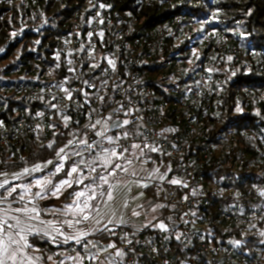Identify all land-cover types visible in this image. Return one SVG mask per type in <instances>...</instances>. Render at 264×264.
<instances>
[{"label": "trees", "instance_id": "obj_1", "mask_svg": "<svg viewBox=\"0 0 264 264\" xmlns=\"http://www.w3.org/2000/svg\"><path fill=\"white\" fill-rule=\"evenodd\" d=\"M103 2L112 29L119 36L122 58L131 39L163 28L164 42L143 68L142 80L150 89L151 106L197 89L212 93L203 136L195 147L218 149L220 141L229 132L234 134L235 142L227 157L221 160L222 168H217L219 157L212 161V167L201 164L199 179L203 184L215 181L235 188L241 199L231 201L214 197L212 206L202 211L209 216L217 241L225 243L243 237L246 247L257 252L264 247V223L258 224L256 232H249L244 224L226 229L219 219V210L225 206L247 214L264 198L261 194L264 193V0ZM83 4L84 0H0V76L11 75L13 68L28 57L42 54L48 57L53 53L55 35L70 30L66 22L70 14L79 10L80 24L87 19L89 6L79 9ZM176 17L178 22L172 26ZM201 39L205 40L203 45ZM0 101L5 107L3 114L10 118L15 116L18 106L32 109L39 105L13 94L0 95ZM87 124L85 118L72 116L65 127L64 119H60L48 132L19 141L12 145V149H3L0 152V172L49 160L58 163L56 152L69 140L85 139ZM120 130L131 131L132 126ZM117 131H109L107 135H114ZM241 153L245 154L246 165L235 174L232 169ZM144 156L149 157L148 163L168 165L161 191H175L181 196L182 187L170 183L179 170L177 160L161 156L159 151H147ZM71 166L73 163L68 159L64 171L55 175L53 182L64 179ZM53 167L54 164L50 169ZM228 176L231 180H227ZM69 190H76V186ZM146 190L152 192L150 187ZM161 211L164 213L162 223L171 227V207L163 205ZM109 228L138 231L129 225H109ZM153 228L147 226L144 229L151 231ZM166 233L174 239L171 228ZM28 239L31 245L43 248L68 250L75 247L78 252L81 250L75 241H60L54 245L56 239L44 233L30 234ZM87 239L99 244L116 242V238L107 232L93 233ZM177 261L179 263V259Z\"/></svg>", "mask_w": 264, "mask_h": 264}, {"label": "built area", "instance_id": "obj_2", "mask_svg": "<svg viewBox=\"0 0 264 264\" xmlns=\"http://www.w3.org/2000/svg\"><path fill=\"white\" fill-rule=\"evenodd\" d=\"M86 5L89 12L85 22L80 24V11H73L66 20L70 30L53 38V53L48 57L43 54L28 57L13 68L11 75L0 76V95L23 96L32 103H39L32 109L16 107L15 116L10 118L3 114L5 107L0 101V152L12 149L13 144L28 137L48 132L65 116L85 118L89 123L85 139L95 141L102 140L94 137V130L90 128L95 120L109 114H112L110 121L127 119L132 126L128 131L130 136L123 138L120 130L123 128H115L119 131L111 136L120 135V145L146 143L148 150L155 147L161 156L176 159L179 170L175 180L180 181L177 185L183 192L178 196L175 191L162 190L158 195L162 205L171 207V227H166L175 233L174 239L158 227L130 232L124 228L114 229L115 245L125 253V264H264V247L251 252L243 237L225 243L217 241L209 216L202 211L212 206L214 197L241 199L235 188L215 181L203 184L199 179L201 164L212 167V161L219 157L217 168H222L221 160L227 157L235 142L234 134L229 132L218 149L195 147L203 136L212 93L197 89L151 106L150 89L142 80L143 68L163 44V28L131 39L122 58L119 36L112 29L103 0H84L79 9ZM177 22L178 17L171 25ZM109 60L114 62V67ZM65 89L71 92L70 100ZM101 96L103 102L99 99ZM103 146L112 147L106 140ZM74 151H82L83 158L90 159L83 145H75L68 154ZM80 159L69 160L73 163ZM245 165V154L241 153L232 170L238 174ZM219 219L226 229L244 224L249 232H256L258 224L264 223V198L247 214L224 206L219 210ZM163 220L164 213L160 211L158 221ZM71 251L78 252L75 247Z\"/></svg>", "mask_w": 264, "mask_h": 264}, {"label": "snow or ice", "instance_id": "obj_3", "mask_svg": "<svg viewBox=\"0 0 264 264\" xmlns=\"http://www.w3.org/2000/svg\"><path fill=\"white\" fill-rule=\"evenodd\" d=\"M91 35V34H89ZM101 36L103 33L100 34ZM71 62V61H70ZM114 67L112 60L108 61ZM95 67V65H93ZM68 92L67 98H72L71 92ZM99 99L103 102L104 97ZM56 107V105H53ZM114 111H119L115 109ZM128 115L127 112L124 113ZM69 117H64L65 127L68 125ZM112 120V114L107 117L95 120L90 125V128L94 130V135L101 137V141H95L90 139L69 140L67 143L60 147L56 152L59 158V163H55L52 160L47 161L44 165L37 164L33 168H25L22 173L14 174L12 179L19 180L21 176L31 175L35 172L43 171L48 165L54 164V172L52 176L58 175L64 171L65 162L72 157H81L79 161H74L73 166L65 173V179L53 182L48 176L37 177L34 183L29 184H12L8 178V174L0 172V264H34L38 257H32L25 254V250L32 247L28 243V236L32 233L34 225L32 221H39L44 224L45 221L40 220L41 210L33 203L31 198L25 199L32 192V187L38 189L34 194V197L40 199L44 198L46 192H50L52 195L57 196L61 193L62 189L72 188L76 186V190L69 193L72 197L71 203L65 204L56 211L62 213V215L70 216L71 219L62 221L69 229H73L71 234H66L61 231L52 221H47V225L53 232L63 237L64 243L69 241H75L77 245H80L85 255L81 256L79 252L75 256H68L67 259L73 261L74 264H83V260L86 258L93 262V264H117L114 258L105 257L101 259L102 252H108L109 249H115V243H109L106 246H99L96 242L88 240L87 237L96 232H107L115 235L113 228H109V225H126L127 220L124 219L122 209H129V193L132 188L130 185L136 187L147 188L149 185L141 183L139 180H130L129 177H136L139 175L138 166L135 161L146 163L143 159L144 148H148V144L143 146L140 143H131L130 146H124L119 144L121 139L120 135L111 136L107 135L109 131L108 121ZM131 121L125 119L122 122L114 123L111 127L124 128L129 125ZM97 126H100V130H97ZM55 127V126H53ZM130 136V132H123V138L127 139ZM107 141V144L112 147L103 146V141ZM83 145L84 150L90 154V159L85 160L83 158L82 151H74L71 154L66 152L69 146ZM52 147L51 144L48 145ZM96 149H99L97 152ZM139 149V154L135 151ZM150 151H157L155 147H151ZM149 172L148 179H151L156 172ZM75 179H70L74 177ZM160 180L164 179L163 175H160ZM85 181H88L87 183ZM172 184H179L178 180H171ZM264 195V193H261ZM140 196L143 193L139 194ZM139 196H132L131 199H138ZM16 204L17 207L13 208L12 205ZM136 207L142 208L143 205H137ZM163 207V205H156L151 210L154 212L156 208ZM141 213L136 208H131V216H139ZM107 217V219H105ZM83 225L82 228L77 226ZM159 229L167 231V227L164 223L156 225ZM44 235H48L45 230ZM264 235V233H262ZM179 238V237H177ZM132 243V241H128ZM239 243V242H237ZM95 249V251H92ZM125 253L122 250L117 249L115 257H123ZM51 259V257H49ZM63 264V261L61 262Z\"/></svg>", "mask_w": 264, "mask_h": 264}, {"label": "rangeland", "instance_id": "obj_4", "mask_svg": "<svg viewBox=\"0 0 264 264\" xmlns=\"http://www.w3.org/2000/svg\"><path fill=\"white\" fill-rule=\"evenodd\" d=\"M200 42H201V45H203L205 40L201 39ZM108 124H110V121H108ZM70 149H71V146H69L66 149V152L68 153V150H70ZM133 151H135L137 154H139V149H136ZM145 153L147 154V150L144 148V155H145ZM148 158L143 156V159L147 161L146 163H141L140 161H135L136 165L138 166V170L139 169H143V170L139 171L138 176L129 177L128 179L139 180L141 183L148 184L149 185L148 187L151 188L152 192H148L146 190L148 187L142 188V187H136L134 185H130V187L132 188L131 193H129L130 208L121 210L124 214V219L128 221V223L126 225L131 226L133 229H138L140 227H145L148 225L149 226L152 225L153 227H157L156 226L157 225L156 220L159 216V212L162 209V207H158V208H156V210L154 212L151 210L156 205H162L158 201V198H159L158 195L161 191V185H162V182L164 179L160 180L159 177H160V175H163L165 178L167 172L164 170V165L162 163H157V162L148 163L149 162ZM57 160L59 163L60 161H59L58 157H57ZM45 163L46 162L39 163V164L44 165ZM51 165L52 164L48 165V167H47L48 169H44V171L35 172V173H32L31 175L21 176V178L19 180H13L12 179L13 175L18 174V173H22L25 168L31 169L35 165L26 164V165H24L18 169H14V170H10V171H3V172L8 174V178L10 180V183L23 185V184H29L30 182L34 183V180L37 177L48 176L49 179L53 180L54 176H52L51 173L54 172V167L52 169H50ZM156 169H158L159 171L156 172L155 175L151 179H148L147 177H148L149 172H154ZM65 178H68V177H65ZM70 179H75V176L71 177ZM87 182L88 181H86V183ZM0 191H2V190H0ZM36 191H38V189L35 187H32L31 194H29V196H26L25 199L27 200V199L31 198L33 200V203L39 209H41V206L47 205V207L49 209L47 213L52 214V215H50V218L49 217L48 218L47 217L42 218V215H41L40 220L52 221L57 227H59L61 229V231L65 232L66 234H71L73 232V229H69L66 224L62 223V221L71 219L72 217L62 215V213L56 211V209H60V208H62L63 205L71 203L72 197L69 195V193H71L72 191H70L69 188H67V186H65V189H62L61 193L58 194L59 198H57V196L52 195L50 192H46L44 194V198L41 199V201L38 200L39 199L38 197H34V195H32ZM140 193H143V195L140 196L139 195ZM132 196H139V198L132 200L131 199ZM53 199H62V200H64V202H61L62 204H60L59 200H58V202H56L55 204L54 203L52 204L51 200H53ZM137 205H143V207L138 208V207H136ZM17 206L18 205H16V204L12 205L13 208H15ZM131 208H136V210L139 211L141 214L139 216H131L130 215ZM53 214H57V215L53 216ZM105 219H107V217ZM31 223L34 225L33 230H32L33 233H38L40 222L39 221H32ZM112 225H115V224H111V226ZM82 227H83V225L77 226V228H82ZM46 229H49L48 225H47Z\"/></svg>", "mask_w": 264, "mask_h": 264}, {"label": "crops", "instance_id": "obj_5", "mask_svg": "<svg viewBox=\"0 0 264 264\" xmlns=\"http://www.w3.org/2000/svg\"><path fill=\"white\" fill-rule=\"evenodd\" d=\"M114 123H119V120H114V121H110V124H109V131H112V130H115L114 127H111V125H113ZM100 130V129H99ZM108 131V132H109ZM148 152L150 150H148L147 148H145ZM168 165H164V170L167 172V167ZM174 178H172L171 180H173ZM39 201H41V199L39 198L38 199ZM59 200V203L62 204L61 202H64V200L62 199H53L51 200L52 204L58 202ZM59 205V204H58ZM61 206V205H60ZM41 215H42V218H50V215L52 214H48V207L47 205H43L41 206ZM160 213V212H159ZM57 214H53V216H56ZM159 217V216H158ZM44 221V220H43ZM157 225L158 223H161L162 221H158V218H157ZM47 221H45L44 224H41L39 225V232L38 233H44V231L46 230L48 232V236L49 238L51 239H56V241H54L53 243H55L54 245H57L58 242L62 241L63 242V238L61 236H59L56 232H53L51 230V228L49 229H46L47 227V224H46ZM149 226V225H148ZM152 226V225H151ZM147 227V226H145ZM145 227H140L138 228L137 230H140V229H144ZM136 230V229H134ZM31 234H35L32 233ZM30 236V234H29ZM28 236V237H29ZM90 236V235H89ZM88 238V237H87ZM89 240H92L94 241L93 239H89ZM95 242V241H94ZM28 243H29V239H28ZM97 243V242H96ZM30 244V243H29ZM99 246L103 247V246H106L107 244H99L97 243ZM109 244V243H108ZM31 245V244H30ZM32 247L28 248L25 250V254L26 255H30L32 257H38L39 259L38 260H35L34 264H61V262L63 261V264H74L73 261H70L67 259L68 256H75L77 254V252H72L71 251V248L68 249V250H58V249H50V248H43V247H39V246H35V245H31ZM119 249L117 246L115 249H109L108 252H102L101 254V259H104L105 257H109V258H114L115 261L117 262V264H125V258L124 256L123 257H115V252L116 250ZM121 250V249H119ZM92 251H95V249H92ZM80 255L81 256H84L85 253L83 251V249L81 248V250L79 251ZM49 257H51V259H49ZM83 264H93L92 261L88 260V259H84L83 260ZM98 264V262H97Z\"/></svg>", "mask_w": 264, "mask_h": 264}]
</instances>
